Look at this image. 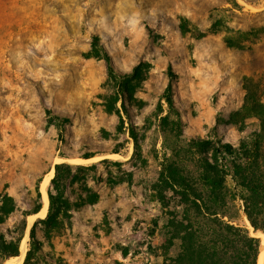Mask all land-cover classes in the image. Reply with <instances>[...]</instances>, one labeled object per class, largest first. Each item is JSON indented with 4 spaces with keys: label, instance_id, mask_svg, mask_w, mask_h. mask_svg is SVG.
<instances>
[{
    "label": "rangeland",
    "instance_id": "rangeland-1",
    "mask_svg": "<svg viewBox=\"0 0 264 264\" xmlns=\"http://www.w3.org/2000/svg\"><path fill=\"white\" fill-rule=\"evenodd\" d=\"M138 64L141 80L124 108L120 96L114 105L117 82ZM169 67L183 140L249 139L258 120L232 115L248 95L264 105V0H0V193L17 206L0 231L23 219L55 164L97 163L63 182L61 227L37 225L38 264L162 263L166 215L151 186L174 142L158 117L159 104L167 113ZM131 127L143 163L132 159ZM86 155L94 160L69 161ZM226 185L236 198L224 221L257 233L264 251V234L243 213V190L230 177ZM178 251L174 241L167 254Z\"/></svg>",
    "mask_w": 264,
    "mask_h": 264
},
{
    "label": "trees",
    "instance_id": "trees-1",
    "mask_svg": "<svg viewBox=\"0 0 264 264\" xmlns=\"http://www.w3.org/2000/svg\"><path fill=\"white\" fill-rule=\"evenodd\" d=\"M104 53L114 79L110 59ZM142 70L141 64H138L125 76L124 81L117 82L114 105L120 96L121 107L124 108L123 98L130 96L133 83H139ZM168 77L170 82L161 98L167 106V113L162 115L159 104L158 117L160 130L165 137L171 136L174 142L170 148L164 147L158 176L151 186L155 200L166 215L164 230L167 238L162 247L164 253L161 264H257L262 249L260 239L250 235L245 227L233 225L223 218L227 217L225 209L236 198V194L226 185V177H230L235 186L243 190V194L238 196L242 200L243 213L249 224L255 231L264 234V105L253 95H248L242 111L232 115V118L249 115L259 122V128L252 132L249 139L239 140L236 146L219 139L183 140L181 118L174 107L172 96L171 80L175 75L170 67ZM116 112L119 115L118 110ZM120 122L122 125L121 118ZM129 132L133 141L132 159L139 157L143 163L133 127ZM91 157L84 156L85 159ZM107 162L104 159L98 163ZM96 165H54V176L50 181L54 192H47L48 211L46 217L35 221L29 230L28 248L22 264L39 263L41 245L35 233L38 224H43L50 231L61 227L62 221L56 213L59 206L67 204L63 198L62 184L72 169L94 170ZM39 183L35 185L31 207L22 212L23 219L13 230L7 229L6 233L0 231V264L19 256L26 218L38 214L42 208ZM89 203L93 204L95 200ZM16 210L14 199L6 193H0V225ZM174 241L179 242V251L174 257H169L167 252Z\"/></svg>",
    "mask_w": 264,
    "mask_h": 264
},
{
    "label": "bare ground",
    "instance_id": "bare-ground-1",
    "mask_svg": "<svg viewBox=\"0 0 264 264\" xmlns=\"http://www.w3.org/2000/svg\"><path fill=\"white\" fill-rule=\"evenodd\" d=\"M116 156V155H115ZM109 157H111L110 155H109ZM112 157H114V156H112ZM117 157V156H116ZM116 157H114V158H116ZM72 159V160H71ZM71 159H69V161H71L70 163H72V162H76V164L77 163H84V162H90V161H92V160H94V159H89V160H83V159H73V158H71ZM59 161H60V159H58ZM65 160V159H64ZM67 160V159H66ZM65 160V161H66ZM64 161V162H65ZM61 162H63V161H61ZM73 164V163H72ZM75 164V163H74ZM52 169H51V171H50V173L48 174L47 173V175H45V177H44V179H43V181H42V183H41V186H40V191H41V194H42V208H41V210L38 212V214H36V215H32V216H29V218H28V222H27V229H29L31 226H32V224H33V220H34V218H36V217H39V216H41V217H44L45 216V214H46V209H47V205H48V200H47V195H46V187L48 186V184H49V181H50V178H51V175H52ZM247 222V221H246ZM250 228V227H249ZM253 236H259V235H257V233H251ZM256 234V235H255ZM26 238H27V232H26V235H25V237L23 238V240L21 241V243H20V247H19V251H20V256H18V257H13V258H10L9 260H6L3 264H21L22 263V261H23V257H24V255H25V253H26V250H27V247H26ZM262 250V249H261ZM263 257H264V251L262 250L261 252H260V254H259V256H258V259H257V264H263L264 262H263Z\"/></svg>",
    "mask_w": 264,
    "mask_h": 264
},
{
    "label": "water",
    "instance_id": "water-1",
    "mask_svg": "<svg viewBox=\"0 0 264 264\" xmlns=\"http://www.w3.org/2000/svg\"><path fill=\"white\" fill-rule=\"evenodd\" d=\"M92 158V157H91ZM90 158H86V159H84V160H89ZM53 170H54V167H53ZM39 190H40V188H39ZM40 192V191H39ZM41 195V194H40ZM47 200H48V194H47ZM41 202H42V200H41ZM34 215H36V214H34ZM248 221V220H247ZM249 223V222H248ZM250 225V224H249ZM250 227H251V225H250ZM252 228V227H251ZM253 229V228H252ZM254 230V229H253Z\"/></svg>",
    "mask_w": 264,
    "mask_h": 264
}]
</instances>
